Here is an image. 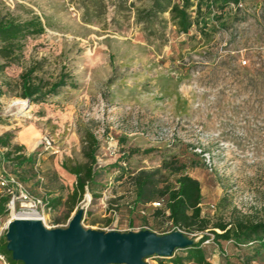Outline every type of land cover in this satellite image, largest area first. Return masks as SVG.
Wrapping results in <instances>:
<instances>
[{
  "label": "rangeland",
  "instance_id": "rangeland-1",
  "mask_svg": "<svg viewBox=\"0 0 264 264\" xmlns=\"http://www.w3.org/2000/svg\"><path fill=\"white\" fill-rule=\"evenodd\" d=\"M152 2L0 0V14L19 19L35 14L43 24L42 32L23 38L18 60L0 70V133L11 134L24 153L45 154L59 167L86 161L80 142L86 133L98 144L91 191L84 187L75 203L69 201L71 181L63 168L49 177L36 164L16 175L30 196L46 203L38 215L22 216L38 217L46 228L65 227L81 207V227L103 230L114 209L115 230L124 231L130 221L157 234L185 233L170 225L162 207L133 204L127 180L144 171L158 185L172 182L163 165L175 162L199 182L200 214L210 222L264 220V0L222 8L218 1L202 0L204 12L198 17L191 12L199 23L186 32L177 30L168 12H156ZM204 22L206 29L199 30ZM28 64L44 80L62 71L65 84L20 109L10 104L25 100L18 75ZM43 135L52 140L48 148L39 142ZM129 148L137 152L126 156ZM11 215L0 217V234ZM201 247L211 264H242L244 256L251 258L249 264H264V251L254 255L252 244L216 246L209 237ZM143 260L171 264L168 257Z\"/></svg>",
  "mask_w": 264,
  "mask_h": 264
},
{
  "label": "trees",
  "instance_id": "trees-1",
  "mask_svg": "<svg viewBox=\"0 0 264 264\" xmlns=\"http://www.w3.org/2000/svg\"><path fill=\"white\" fill-rule=\"evenodd\" d=\"M212 0H204V2ZM221 3L220 8L228 2H233L237 5L239 0H214ZM194 10L191 11V7ZM152 7L156 12H168L170 18L175 24L177 30L186 32L193 22H198L197 19L192 20L191 12L195 13V17L200 16L205 10V3L202 0H197L193 5L191 0H153ZM199 23V22H198ZM206 22L200 24L199 30L206 29ZM43 31V24L37 15H32L27 19H19L8 13L0 14V70L8 64L18 60L21 54L23 38L28 34H37ZM34 64H28L19 72V96L28 100L30 103L42 102L46 97L56 94L59 86L65 84V74L60 71L54 80H44L34 73ZM0 88V95H1ZM12 135L4 132L0 135V147L4 148L2 158L6 166H11V171L8 172L20 175L24 170L31 171L35 161V153L24 154L22 146L11 144ZM81 152L85 158L84 163H75L70 166H65V169L74 175V186L68 198L71 203L81 197L84 192V187L87 186L91 191L94 177L93 163L95 162L94 152L98 144L93 135L86 133L81 136ZM149 149H144L141 152H148ZM135 148H129L126 151V156L136 153ZM123 155V153H122ZM170 174L173 175V181L167 182L165 179L158 185L150 173L138 171L136 174L128 175L127 180L134 190L133 204L140 203L141 205L160 199L162 201L163 210L167 211L164 215L174 228L183 229V231L191 233L196 232L199 237L195 243L183 249L174 250L168 257L171 264H182L183 262H192L195 264H211L205 257L201 243L209 237L213 243L218 246L222 241H231L235 245L252 244V252L254 255H259L264 251V220H247L243 218H233L229 221L217 219L214 222L200 214V186L199 182L184 172L183 164L163 165ZM17 171V172H16ZM123 173L120 168L119 176ZM17 178V177H16ZM92 196H95L92 194ZM8 200V195L0 193V217L6 215L7 210L5 203ZM56 200V199H55ZM54 201V200H53ZM207 231L208 234H205ZM164 232H158L162 234ZM184 233V232H183ZM4 233L0 234V255L3 256L6 264H22L20 261H15L10 258V252L5 249ZM180 251V252H177ZM250 257L244 256L241 258L242 264H249Z\"/></svg>",
  "mask_w": 264,
  "mask_h": 264
},
{
  "label": "water",
  "instance_id": "water-1",
  "mask_svg": "<svg viewBox=\"0 0 264 264\" xmlns=\"http://www.w3.org/2000/svg\"><path fill=\"white\" fill-rule=\"evenodd\" d=\"M81 215L77 207L65 227L55 228H46L38 218L10 217L4 227L5 249L22 264H146L145 257H170L197 241L179 230L85 229Z\"/></svg>",
  "mask_w": 264,
  "mask_h": 264
},
{
  "label": "built area",
  "instance_id": "built-area-1",
  "mask_svg": "<svg viewBox=\"0 0 264 264\" xmlns=\"http://www.w3.org/2000/svg\"><path fill=\"white\" fill-rule=\"evenodd\" d=\"M110 139V137L108 138ZM39 142L45 147L48 148L51 146V138L46 135L40 137ZM0 193L8 195V200L5 203V208L7 212L11 213L14 211L15 203L18 202L20 211L16 212L18 214H26V215H38V211L42 210L46 203L41 201L40 199L34 198L29 195L24 186L20 181H18L13 175L8 174L3 170L2 174H0ZM147 206L152 207L153 209L161 208L162 201L160 199L151 201L149 203L143 204L141 207L146 208ZM111 217H113L112 222H110L107 226L103 228V230H115L114 226L116 223V218H114V209L109 211ZM142 213V211H141ZM165 215L167 211L164 210ZM38 218V217H35ZM39 219V218H38ZM8 220V219H7ZM40 220V219H39ZM41 221V220H40ZM140 228H146L141 226ZM139 228H129L127 230H137ZM177 230V229H176ZM0 260L4 261L2 255H0Z\"/></svg>",
  "mask_w": 264,
  "mask_h": 264
},
{
  "label": "crops",
  "instance_id": "crops-1",
  "mask_svg": "<svg viewBox=\"0 0 264 264\" xmlns=\"http://www.w3.org/2000/svg\"><path fill=\"white\" fill-rule=\"evenodd\" d=\"M0 135H1V133H0ZM13 137V136H12ZM12 137H11V139H12ZM10 142H11V140H10ZM11 144H14V143H12L11 142ZM36 144V143H35ZM34 144V145H35ZM15 145H20V143H15ZM21 146V145H20ZM30 146H33V145H30ZM1 148V147H0ZM3 149V151H4V148H2ZM2 151V152H3ZM22 151V150H21ZM2 152H0V174H2V172H3V170L4 171H6L8 174H11V173H9L8 171H9V167L8 166H6L5 165V161L3 160V158H2ZM23 152V151H22ZM24 153V152H23ZM24 154H28V153H24ZM55 158V157H54ZM50 159V157H47V155H45V154H41V155H39V158H36V161H35V163H34V165H33V167H32V169H34L35 170V167H36V164L37 165H39L38 166V168H39V171H40V173L42 174H44L45 176L47 175H49L50 173V171L52 172H55V173H57V175H61V172H59V170H62L61 168H63V170H65L67 173L66 174H68L69 172L65 169V166H67L66 164H64V163H61V167H59V166H57L56 165V162L54 161L52 164H54V166H51V163L50 162H48V160ZM54 160V159H53ZM62 170V171H63ZM17 172V171H16ZM11 175H13V174H11ZM14 176V175H13ZM53 175L52 174H50L49 175V177H52ZM69 176H70V181H71V183H69V186L71 187V190H70V193H71V191H72V189H73V186H74V181H75V177H74V175H72L71 173H69ZM15 177V176H14ZM16 178V177H15ZM40 179L42 178L41 176L39 177ZM73 181V182H72ZM129 228H134L133 227V223H131L130 221H127V227L126 228H124V229H122V230H127V229H129Z\"/></svg>",
  "mask_w": 264,
  "mask_h": 264
},
{
  "label": "bare ground",
  "instance_id": "bare-ground-1",
  "mask_svg": "<svg viewBox=\"0 0 264 264\" xmlns=\"http://www.w3.org/2000/svg\"><path fill=\"white\" fill-rule=\"evenodd\" d=\"M16 105H19V107L21 109V107H23L25 104H24V101L20 100V99L13 100L12 103L10 104V106H16ZM11 214H12L11 217H33V218H35L34 216H22V215H26V214H21V216H20L19 214L14 213V211H12ZM13 214H16V215L13 216Z\"/></svg>",
  "mask_w": 264,
  "mask_h": 264
}]
</instances>
